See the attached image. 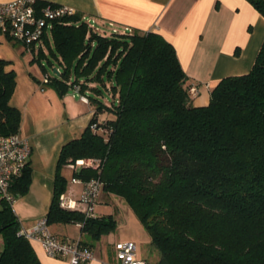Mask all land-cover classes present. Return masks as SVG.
I'll return each instance as SVG.
<instances>
[{
  "label": "trees",
  "instance_id": "16d2710c",
  "mask_svg": "<svg viewBox=\"0 0 264 264\" xmlns=\"http://www.w3.org/2000/svg\"><path fill=\"white\" fill-rule=\"evenodd\" d=\"M247 1L264 16V0ZM50 30L52 42L43 36L50 54L40 48L34 57L58 64V74L41 65L46 84L60 95L75 84L89 89L93 113L61 147L48 224L81 221L89 246L113 230L112 214L85 218L59 205L68 185L61 168L96 157L99 169L82 166L73 176L97 177L102 192L129 204L159 252L156 264H264V42L250 71L223 77L209 102L195 105L191 80L159 33L106 35L78 12L52 21ZM7 64L0 58V135L19 132L21 122L10 104L16 80ZM30 182L27 161L10 190L23 195ZM20 227L0 198V264H42Z\"/></svg>",
  "mask_w": 264,
  "mask_h": 264
},
{
  "label": "crops",
  "instance_id": "0c3cea01",
  "mask_svg": "<svg viewBox=\"0 0 264 264\" xmlns=\"http://www.w3.org/2000/svg\"><path fill=\"white\" fill-rule=\"evenodd\" d=\"M8 1L12 0H0ZM41 1L73 7L84 18L94 20L96 29L106 35L135 29L162 35L174 46L191 84L198 86L199 92L193 97L195 105H206L211 88L223 77L250 71L264 42V16L247 0ZM50 29L51 25L45 35L49 41ZM46 38L28 49L24 43L11 39L0 31V58L8 61L5 70H13L16 80L10 104L20 110L19 133L28 138L32 145L28 159L31 166L29 188L25 194L18 195L12 204L20 225L24 228H30L36 220L45 217L52 200L61 147L75 137L89 122L93 113L92 105L85 96V93H90L89 89L83 93L75 84L64 95H60L34 74L38 81V84L35 83L33 74L28 73L23 62L25 55L30 52L31 59L34 60L36 51L45 48ZM59 70L55 66L53 73L58 74ZM102 115L100 119L105 118ZM70 163L61 168L64 176L68 169L72 172L74 170ZM81 189L80 182L70 181L64 193L78 200ZM110 196L111 194L107 195ZM49 227L61 239L86 240L88 243L85 246L94 254V259L86 264H112L115 261L114 243L118 240L134 241L137 256L146 264H156L159 259L157 249L152 251L154 256L150 257V253L140 250L138 240L129 236L108 239L103 234L89 246L91 240L86 234H82L81 227L76 222L53 223ZM30 242L42 264H69L68 256H49L37 241Z\"/></svg>",
  "mask_w": 264,
  "mask_h": 264
},
{
  "label": "built area",
  "instance_id": "2783aa9c",
  "mask_svg": "<svg viewBox=\"0 0 264 264\" xmlns=\"http://www.w3.org/2000/svg\"><path fill=\"white\" fill-rule=\"evenodd\" d=\"M37 0H12L0 2V31L16 41H20L30 49L33 45L41 43L52 21L65 16L73 15L76 10L68 5L45 3L40 7ZM91 25L94 20L87 19ZM48 81L44 75L43 83ZM199 92L198 86L191 84L188 93L195 97ZM82 99L86 100L85 97ZM32 151L30 140L19 132L0 135V198L11 205L16 195L10 190L11 181L22 173ZM71 168L90 167L99 169L101 159L87 157L77 159L70 163ZM72 183L80 182L82 189L78 200L70 198L64 192L59 196V205L65 209H73L83 213L85 218L95 217V207L102 192V181L97 178L81 179L77 176L71 178ZM80 227L82 222H76ZM21 234L29 240L37 241L43 250L52 257H69V264H86L94 259L91 249L81 245L79 239H61L55 235L47 222L41 217L30 227H20ZM115 261L112 264H146L137 256V246L132 240H118L114 243Z\"/></svg>",
  "mask_w": 264,
  "mask_h": 264
},
{
  "label": "rangeland",
  "instance_id": "374dc122",
  "mask_svg": "<svg viewBox=\"0 0 264 264\" xmlns=\"http://www.w3.org/2000/svg\"><path fill=\"white\" fill-rule=\"evenodd\" d=\"M49 37L51 38L50 41L52 42L51 31H49ZM44 50L48 55L50 54V49L46 45ZM29 53L30 52L25 55L23 62H25L26 64L25 67L28 70V73L33 74L32 77L35 78V83L38 84L37 78L34 76V74L39 78V80H43L45 72L44 70H42L41 65H45L47 72L52 74L53 68L58 64L55 61L54 65L51 66L50 64H48L45 57H42L40 61L35 59L33 60L31 59L32 56ZM106 99L110 100L109 96L106 95ZM102 116H106V114L104 113ZM79 168L80 167H78L77 169ZM66 176L68 178V183H70L73 176L70 169L66 171ZM109 194H111V196L107 197V195ZM98 203L99 204L95 207L96 214H112L115 219V227L113 228V230L106 233V238L111 239L114 237H118L122 239L127 236L135 238L139 242L138 244L140 250H143L144 253L145 251L150 253V257L154 256L152 255L154 254L152 253V251H156L157 248H155V246L150 242L151 237L148 230H146L145 226L138 219L136 213L122 197L113 193L101 192ZM103 239L104 237L102 238V240Z\"/></svg>",
  "mask_w": 264,
  "mask_h": 264
},
{
  "label": "water",
  "instance_id": "95a60500",
  "mask_svg": "<svg viewBox=\"0 0 264 264\" xmlns=\"http://www.w3.org/2000/svg\"><path fill=\"white\" fill-rule=\"evenodd\" d=\"M54 72H57V69H54Z\"/></svg>",
  "mask_w": 264,
  "mask_h": 264
}]
</instances>
